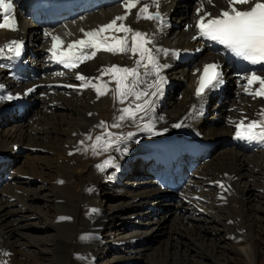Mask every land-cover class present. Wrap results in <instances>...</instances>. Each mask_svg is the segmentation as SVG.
Returning <instances> with one entry per match:
<instances>
[{"label": "bare ground", "instance_id": "6f19581e", "mask_svg": "<svg viewBox=\"0 0 264 264\" xmlns=\"http://www.w3.org/2000/svg\"><path fill=\"white\" fill-rule=\"evenodd\" d=\"M90 1L92 12L77 18L69 15L64 18L61 25L48 27V33L39 32L38 28L34 27L33 20L24 16L23 10L20 11L17 18L19 29L17 28L15 31L0 29V48L6 50L8 42L13 37H24L30 40L29 58L33 67L42 71L40 81L18 83L13 81L11 74L0 65V153L16 154L18 152L15 151L14 146H26L27 143L32 142L37 145V152H44L45 157L48 158L57 153L60 156H57L54 166L39 162V165H31L27 171H22L25 161H20L15 170L16 177L22 176L27 179L18 177L19 180L15 178L13 181L5 182V185L0 188V264H34L35 261L32 258L36 251L51 255L52 264H76L70 254L68 244V241L74 237L75 231L78 230V227H75L72 222L73 215L76 210H81L84 206H89V209L92 210V216L88 218L87 222L80 225V228L83 227L81 231L85 232L83 236L86 235L87 238H81V243L77 242L80 244L77 251H80L82 247L86 251L90 250L96 245L94 231L104 221L103 213L97 206L98 202L102 197H109L106 189L101 190L100 178L111 184L108 186L110 189L115 187L117 191L121 192L113 200V205L109 209L110 213L119 216L120 212L126 209V216L128 214L129 218L142 217L147 226L145 230L132 228L129 233L124 232L125 236L119 238L129 256L123 260L125 264L142 260L144 251L149 247V240L160 234V229L157 232L155 229L159 226L160 228L166 226L170 222L171 216L172 230L175 234L165 242L160 251L156 252L155 258L144 259L149 264H171L168 261L175 262L174 264H233L232 259L220 253L222 249L218 246V242L214 241L215 234L222 231L223 226H228V220L232 226L235 224V228L239 232L244 231V240L248 241L245 245H236V252L242 255L243 260L249 264H256L258 249L254 245V241L259 233L264 234V216L262 215L264 207L263 200L260 201L264 194L256 192L257 188L264 189V140L238 139L236 124L241 120L245 124L252 120L264 121V115H262L264 113V96L250 94L255 93L260 85L258 82L252 85L247 83V78L252 72L260 76H264V72L235 70L228 63L225 54H221L223 83L215 87V90L219 91V97L216 99H210L208 96L198 97L196 95L198 70L210 54L209 52L197 54L192 42L199 41V30L196 29L197 9L201 6L202 0H160L159 10L165 17L163 24L155 20L137 19L138 8L143 3H151V0H141V4L131 10L123 23L136 31L147 33L153 41L149 47L154 45L155 48L167 50V54L163 51L157 53L159 63L167 66L160 70L159 76L151 69L145 75V69L139 68L138 71L141 73L144 83H138L137 90L156 92L155 87L149 88L148 85L158 81L159 77H163L162 91L154 97H147L153 102L151 110L144 116L143 121L138 119L140 124L133 129L135 135L123 143L127 147V152L122 151L125 153L124 160L118 163L114 172H104L103 177L94 172L88 182V186L90 185L92 190L87 193L83 185L87 183L88 178L86 177L93 169L82 159L85 155L82 154L80 157V154L89 132L98 127L104 118H109L110 115L107 113H110L114 107L118 108L117 102L120 105V110L124 108L122 106L125 103H139L133 96H129L124 103H121L114 93L116 82L113 80L112 74H103L104 70L112 65L136 67L139 54L136 56L131 54L114 55L99 51L94 58L86 60L76 69H56L55 73L52 72L57 64V59L50 51L53 45V36H59L64 41L63 48H67V45L72 41L84 38L85 32L110 23L116 16L124 15L126 11L123 6L124 0ZM213 4L214 6L209 5L204 0L205 10L213 15H217L222 9L229 7L227 0H213ZM242 7L247 8L250 5ZM151 10L155 9L150 8ZM177 12H180L177 19H180L181 16L187 19L183 27H178L173 23L172 16ZM192 20L194 26L189 24ZM194 32L196 35L193 38ZM112 34L111 30L105 33L108 36ZM115 34L124 35L123 33ZM36 41L39 46L34 45ZM199 45L205 46L202 42ZM43 48L48 51L47 55L42 54ZM177 48H180L179 51L182 50L181 48L192 49L195 54L185 56L183 63L177 62V55L173 54ZM85 51L91 50L86 49ZM3 52H0V56L3 55ZM34 55H37L39 59H33ZM78 75L89 78L100 77V79L93 80V83L103 88L104 82H107L109 91L106 95L98 96L92 87L81 86L85 81L77 79ZM176 80L178 83L181 82V88L178 91L176 89L179 84L177 86L173 83ZM228 80L237 88L235 97L224 99L229 87ZM67 85H72V87L65 89L68 87ZM168 85H174L172 87L173 94H169ZM29 89H34V91L29 92ZM8 91L26 95L23 104H26L27 108L32 104L33 111L31 109L22 111V103L16 104L8 101L5 97ZM42 95H44L43 98H41ZM10 103L17 108L14 109ZM5 107H9V111L1 113ZM31 112H33L32 117L26 124L17 123L14 126L18 127L12 126L7 130H2L8 127L6 122L23 120ZM62 117L68 119L75 117L76 120L73 122V127L68 129L69 131H59V118ZM181 121L183 122L182 127H172ZM145 123L154 125L156 132H162L160 135L150 132V143L139 137L146 133V130H142ZM164 129L167 131L163 132ZM256 131L259 132L261 129L257 128ZM51 133L59 134L61 139H58L59 143L55 146L44 148L40 142L45 138H50ZM29 135H34L33 140L32 136L26 140L25 136ZM167 136L173 138L181 136L182 139L179 142L183 139L191 141L187 142L188 144L180 143V145L158 142L159 138ZM196 138L198 140L193 141ZM215 141L222 142V146L213 151L217 143ZM124 145L121 150L125 148ZM153 149H156L158 153L157 158H154V154L151 153ZM37 152L34 153L35 156L43 158ZM142 152H146V155H143ZM140 154L144 159L141 158L138 162L136 158H140ZM16 157L17 155L9 157L10 160L3 164L1 173L8 168V174L9 170L15 168ZM26 158L29 161L32 157L28 155ZM134 165L137 166V172L131 176L132 190L125 192L120 188L122 183L119 181L118 174L127 172ZM157 165L162 169H157ZM143 168H147L150 173ZM52 170L57 173L55 181L52 180L50 184L53 188L51 191L53 202L58 206L57 214L59 216L52 220L39 210L38 215L43 218L46 227L54 228L58 237L51 246L49 243L39 246L38 239L35 237L27 240L28 233L22 230L24 225L20 224L23 216L21 219L19 217L24 215L25 211H32L33 202L37 198L30 191L28 183L36 179V175L48 174ZM162 173H164L163 181H160L168 185V190L174 191L175 199L169 202L160 196L151 203L157 193L161 195L165 190L155 180L156 177L160 179ZM239 182L244 184L241 186ZM12 197L13 200L16 197V203L10 202ZM251 198L257 199V207V204L249 202ZM149 203H151L150 206ZM222 204L226 208L224 216L218 212L219 209L222 210ZM148 206L151 210L145 214L147 210L145 208ZM160 207H163L165 213L161 211ZM196 207L206 210L208 215L198 216ZM166 208L173 210V213L170 214V210H166ZM222 212L220 211V213ZM62 217L66 219H61ZM143 234L148 236L144 237ZM207 235L211 236L209 240L203 238ZM262 242L264 241L262 240ZM28 245L34 246V248L32 247L33 251ZM198 246L201 247L198 254L203 256L202 251L205 252L212 262L199 259L195 251L196 247L199 248ZM78 257L80 258V256Z\"/></svg>", "mask_w": 264, "mask_h": 264}, {"label": "snow or ice", "instance_id": "6c2138e0", "mask_svg": "<svg viewBox=\"0 0 264 264\" xmlns=\"http://www.w3.org/2000/svg\"><path fill=\"white\" fill-rule=\"evenodd\" d=\"M206 2L214 6L213 0H206ZM227 3L229 6L227 9H222L219 14L213 15L211 12L205 10L204 0H202L201 6L197 9L198 19L196 27L199 29V35L213 41H218L230 49L237 57H241L253 64L264 62V0H227ZM140 4L141 0H124L123 6L126 9L124 15L116 16L110 23L98 29L85 32L84 38L72 41L67 45V48H63L64 41L59 36L52 37L53 45L50 51L53 57L62 63L65 68H77L86 60L94 58L99 51L109 52L114 55L131 54L132 56H136L139 54V59L136 60V67L128 68L112 65L105 69L103 73L104 75L112 74L113 80L116 82L114 93L120 99L121 103H124L129 96H133L136 101L141 100L142 97L146 98L143 100V103H130L128 107L121 109V115L117 118L120 122H135L138 119L143 121L144 116L151 110L153 103L147 97H154L158 92L162 91L161 85L164 81L163 77H159L158 81L148 85L149 88L155 87L156 92L137 90L138 83H144L138 69L141 67L144 68L145 75L151 69L153 73L159 76L160 70L167 66L161 65L157 56V53L161 51L167 54V50L155 48L154 45L149 47L150 44H153V41L147 33L136 31L131 26L123 23L131 13V10L137 8ZM244 5H250V7L244 8L242 7ZM14 7L13 0H0V14L3 15V23H0V28H7L13 31L17 30V23L13 15ZM150 8H154L155 11H150ZM159 8L160 0H151L150 4L143 3L138 8L137 19L155 20L163 24L164 17L161 15ZM201 13L203 14L201 15ZM118 22L120 23L118 24ZM109 30L113 34L111 36L105 35ZM115 33H123L124 35L118 36ZM110 40L112 41L111 43L109 42ZM11 45L14 47L9 46V51H13L17 57L20 56L23 43L14 40L11 42ZM86 49H90L91 51H85ZM3 51L4 49L0 48V52ZM173 54L178 55V53ZM219 68L220 66L214 63L204 65L199 86L196 90L198 97H202L207 89L215 88L223 83L222 72ZM77 79L85 81L81 86L92 87L98 96L106 95L107 91H109L107 82H104L103 88L93 83V80L100 79V77L89 78L84 75H78ZM255 82L259 83L260 88L255 93L250 94L264 96V76L252 72L247 78V83L248 85H252ZM67 86L72 87V85ZM28 91L31 92L34 89H29ZM6 98L9 100L13 99L12 96ZM182 126V121L172 125L174 128H180ZM98 127L120 128L121 123L107 125L102 121ZM236 128V137L238 139L248 141L264 140V121L252 120L245 124L241 120L236 124ZM257 128L261 129V131L257 132ZM142 130L151 132L154 135L162 134V132L155 131L154 125L148 123L143 124ZM166 131L167 129L163 130V132ZM104 135L108 139H104ZM104 135L95 138L96 142L92 145L94 151L97 145H102L103 150L107 151L111 146L130 139L135 134L130 132L126 137L121 135L115 140L111 138L116 134L111 131L106 132ZM87 138L89 140L92 139L90 135ZM123 151L127 152V147ZM112 163L113 158H110L104 162V166ZM61 219L66 218L62 217ZM85 238L87 237H82V239Z\"/></svg>", "mask_w": 264, "mask_h": 264}, {"label": "rangeland", "instance_id": "374dc122", "mask_svg": "<svg viewBox=\"0 0 264 264\" xmlns=\"http://www.w3.org/2000/svg\"><path fill=\"white\" fill-rule=\"evenodd\" d=\"M179 13L180 12H177L174 16H172L173 23L176 24V26H178V27H183L184 23L187 22V19L184 16H181L180 19H177L179 17ZM35 25H34V27L37 28V25L36 26ZM177 62H180V61L177 60ZM173 83H174V85H177V86L179 84L178 88L176 89V91H178L181 88V82L178 83V80H176ZM227 85L229 87H228V90L226 93L227 95L224 97V99H230V98L235 97V91H236L237 86L234 84H231L229 80H228ZM173 86L168 85L167 90H168L169 94L174 93V89L172 88ZM43 97H44V95L41 96V98H43ZM144 99L145 98L142 97L141 100H139V103H142ZM30 104H31V102H30ZM117 104H118V108L114 107L110 113H107L110 115L109 118H104L103 119L104 121L103 120L102 121L105 122L107 125H111L113 123H121V127L120 128L96 127L94 130H92L88 134V136L90 135L92 137V139L89 140L88 138H86L84 144L82 145L80 157L82 156V154H84L85 157L82 159L85 160V164L86 163L89 164L91 166V169H93L92 171L89 172L88 176L86 177V178H88L87 183L85 185H83V188L85 187V190L87 193H90V191L92 190V187H89L90 185L88 186L90 176L94 172L99 174L100 177H103V175H104L103 173L106 171L107 172L108 171L114 172L117 168L118 163L121 160H124L125 153H123L122 152L123 150H121L122 146L124 145L123 143H125L126 141H129V139L124 140L119 144L111 146L107 151H102L103 150L102 145H97V147L94 151L92 145L96 142L95 138L97 136L104 135L108 131H111V132L116 134L115 136H113L111 138L113 140L117 139L121 135L126 137L128 133H130V132L134 133L133 132L134 127H136L140 124L139 120H137L138 122L137 121H135V122L130 121L131 123L129 121L120 122L117 118L121 115V111H120V105L118 102H117ZM129 104L130 103H125L122 107H124V108L128 107ZM10 106H14V105L10 103ZM13 108L15 109V108H17V106H14ZM33 108L34 107H32V104L28 107V109H31V111H33ZM32 114H33V112H31V114H29V116L24 118L23 120H18V121L11 122V123L6 122V124H8L7 125L8 127L5 128L6 127L5 126L4 127L5 129H2V130H7V129L11 128L12 126L18 127V126H14L17 123L23 124V125L26 124L31 119ZM59 119H60V124L58 127L59 131H69L68 129L73 127V122L76 120L75 117H71V119L62 117ZM30 131H33V130H30ZM31 136H32V140H33L34 135L25 136L26 140H29L31 138ZM139 137H142L141 139L143 141L148 140V136H146V135H140ZM58 139H61L59 134L51 133L50 138L43 139L40 142V144L44 148H51V147L55 146L57 143H59ZM104 139H108V137L106 135H104ZM215 142H217V143L214 146L213 151L219 149L220 146H222V144H221L222 142H220V141H215ZM128 147H130V145H128ZM14 148H16L15 151L18 153L15 152L16 154H12V153L4 154V155L11 157V158L14 157L15 155H17V157H16L17 162H15V165H14L15 168L13 169L14 172H15L17 166L19 165L20 161L21 162L25 161L22 171L23 170L27 171V169L31 165H33V166L39 165V162H42V164L44 163L45 165L47 163V165H49V166H54L55 160L58 157H60L59 153L53 154V156H51L52 158L51 157H48V158L45 157L46 154H44V152H37V145L35 143H32V142L27 143L26 146H20V147L14 146ZM53 151H55V150H53ZM36 152L39 153L40 157H43V158H38V156H35L36 154H34V153H36ZM12 155H14V156H12ZM28 155H30L32 157L29 161L26 158ZM119 157H120V160H119ZM110 158H113V163L110 165H107L108 167L104 166V162ZM59 162H60V160H59ZM99 166H103V167H99ZM136 167L137 166L134 165V167L132 169L128 170L127 172H122V173L118 174L119 181L122 183L120 188L125 192H130L132 190V182L133 181H130V180H131V176L137 172ZM110 168H111V170H110ZM143 169L148 172L147 168H143ZM130 172H132L133 174ZM148 173H150V172H148ZM44 174L39 175L40 177L36 175V177H35L36 179H34L28 183V185L30 186V191L33 194H35L37 198L33 202L34 207L31 209L32 211H29V212L25 211L24 215H21L19 217V219H21L23 216V219H21L20 224L24 225V228L22 230L28 233L27 240L29 238L35 237L36 239H38L39 246H42L43 243H47V244L49 243V245L51 246L52 243H55L57 241L56 240L58 237L57 233L54 230V228L45 226L43 218H41L38 215V210L42 214H46L48 216V218L52 219V220H53V218H57V216H59L57 214L58 206L53 202V196L51 193L53 188L51 187V184H50V182L52 180L56 179L57 173L54 170H52V171H49L48 174H46V173H44ZM16 175L17 174H15V177L11 181H13L15 178L18 179V176L16 177ZM121 175H123V177L125 175L126 178H124L122 180ZM135 176H138V175H135ZM19 177H22V176H19ZM22 178H24V177H22ZM22 178H21V180H23ZM24 179L26 180L27 178H24ZM99 181H101L100 182L101 183V190L106 189V192H107V194H109V197H107V198L102 197L99 200L98 205H97L98 208L100 209V211H102V213H103L104 221H103L102 225L99 226V228H97L96 231H94V235L96 237V245L87 251L84 250V247H82L80 251H77L78 246H80V244H78V243H81V238L86 236V235L83 236V234L85 232L81 231V230H83V227L80 228V225L87 222L88 218L92 216V210L89 209V206H84V207H82L81 210H76L75 215H73L74 217H73L72 222H74L75 227H78V230L75 231L74 237L72 238V240L68 241L70 254L72 255L74 262H76V264H125L123 260L125 258H128L129 256L126 253L127 251H126L125 246L121 245L119 238L125 236L124 232L129 233L132 228H139L140 230H145V229H147V226L145 224V221L142 220V217L129 218L128 214L126 216V214H125L126 209L122 210L120 212L121 214L119 216H114L113 214H111L109 209L113 205V200H115L117 197L116 195L120 194L121 192L117 191V189H115V187L114 188L111 187L112 189H110V187H108V186H110L111 184L109 182L105 181L103 178H100ZM239 184L242 186L244 183L239 182ZM3 185H5L4 182H3ZM3 185H2V187H3ZM134 191H136V189H134ZM256 192L264 194V189L262 187L257 188ZM160 196H163L162 199L168 200L169 202H171L175 199L174 191L165 189V190H163L161 195H159V193H157L155 195V197L151 200V203H153L152 201H154V199H156V197H160ZM7 197H9V196H7ZM260 199H261L260 200L261 202L263 200V207H264V197H262ZM10 200H11L10 201L11 203H16V197L14 200H13V197ZM250 201L253 204H257L256 207L258 206L257 199L254 200L253 198H251V200H249V202ZM151 203H149V206L151 205ZM149 206L145 208V209H147L145 211V214H148L147 211L151 210L149 208ZM222 206H223V208H222L223 212L220 209L218 212L221 216L222 215L224 216L226 214V208L224 207L223 204H222ZM160 209L163 213H165V210H163V207H160ZM196 209H197L196 213L198 214V216L208 215V212L206 210H202L199 207H196ZM166 210H170L169 211L170 214L173 213V210H171L169 208H166ZM220 211L222 213H220ZM62 215H65V214H62ZM93 215H95V214L93 213ZM262 215L264 216V213H262ZM222 219H223V217H222ZM171 220H172V216H171ZM171 220L166 226L161 227V228L159 226L155 229V232H157L158 229H160L159 230L160 234L157 235L156 237H154L153 239L149 240V247L147 250L144 251L145 253H143L142 260L139 259L135 262L131 261L132 264H149V262L145 261L144 259L152 260V258H155V256H157L156 252L160 251V249H162L164 247L165 242L172 235L175 234L172 230L173 224H172ZM231 221H234V220H231ZM236 222H237V220H236ZM227 223H228V226H223V227L221 226L223 230L218 232L217 234H215L216 237H215L214 241L218 242L217 243L218 246L222 249V251L220 253L222 255H225L226 257L232 259L233 264H249L247 261L243 260L244 257L242 255H240L239 253H237L235 250L236 245L239 246V245H245L246 243H248L247 239L244 240V238H245V237H243L244 231L242 230L241 232H239L237 230V228H235V224L232 226V224L230 223L229 220L227 221ZM77 233L80 235H78ZM203 235H204V232H203L202 236ZM143 236L146 237L148 235L143 234ZM203 238H205L206 240H209L211 238V236L207 235ZM262 240L264 241V234L259 233L257 235V239L254 241L255 242L254 245L258 249V251H257L258 257H257V263L256 264H264V242H262ZM144 243H146V241H144ZM32 247L34 248V246H32V245H31V247L29 246V248H32ZM198 247L200 249L196 247L195 251L197 252V256L199 257V259L206 260L207 262L208 261L210 262L211 261L209 259L210 257L205 252L202 251V253L204 254L203 256L198 254V252L201 251V247L200 246H198ZM33 248H32V251H33ZM179 249H181V248H179ZM38 252L39 251H36L35 255L32 258V260L35 261L34 264H52L53 263V261L51 260V255L44 254L43 252H40V253H38ZM78 256H80V258ZM168 262L171 264L175 263V262H170V261H168Z\"/></svg>", "mask_w": 264, "mask_h": 264}]
</instances>
